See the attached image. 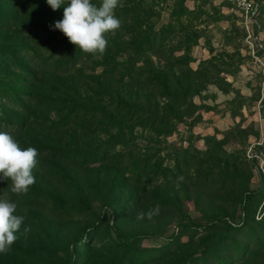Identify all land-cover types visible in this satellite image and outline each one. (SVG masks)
I'll return each mask as SVG.
<instances>
[{
    "label": "rangeland",
    "instance_id": "374dc122",
    "mask_svg": "<svg viewBox=\"0 0 264 264\" xmlns=\"http://www.w3.org/2000/svg\"><path fill=\"white\" fill-rule=\"evenodd\" d=\"M67 2L0 0V129L39 153L27 194L0 179L25 217L0 263L264 264V5L249 48L223 0H120L100 56L54 28Z\"/></svg>",
    "mask_w": 264,
    "mask_h": 264
},
{
    "label": "clouds",
    "instance_id": "9594fccd",
    "mask_svg": "<svg viewBox=\"0 0 264 264\" xmlns=\"http://www.w3.org/2000/svg\"><path fill=\"white\" fill-rule=\"evenodd\" d=\"M65 0H47L56 11ZM122 7L120 0H100L99 6L92 0H68L64 7L63 18L55 22L54 28L67 37L68 41L85 54L100 55L106 51L108 33H115L121 22L114 15V9ZM37 149H22L15 138L7 132H0V179L11 181V192L27 194L35 183L33 169L38 165ZM178 179H182L178 178ZM17 205L0 199V253H7L17 240L16 233L24 223L25 217L16 215ZM158 207L147 214L138 212L136 218H151L158 214ZM31 229L26 227L25 233Z\"/></svg>",
    "mask_w": 264,
    "mask_h": 264
},
{
    "label": "trees",
    "instance_id": "16d2710c",
    "mask_svg": "<svg viewBox=\"0 0 264 264\" xmlns=\"http://www.w3.org/2000/svg\"><path fill=\"white\" fill-rule=\"evenodd\" d=\"M0 26H1L0 27L1 30H3V31L6 30V27H4L3 25H0ZM8 29H10V27ZM25 49L26 50H31V48H29L28 45L26 46ZM6 53L13 54L12 51L10 49H8V48H5V47L4 48H0V54L3 55V54H6ZM29 60L34 62V58H32V57H29ZM15 62L17 63L16 67H15L16 70H20L21 71L22 67L20 66V62H25L26 64H28L27 62H29V61H28V57H27V60H26V59H24L21 56L20 59H17ZM28 75L29 74H27V75H25L23 77H22V75H19V77L21 79H23V80H20V78H18V80L13 85V87H14L13 90L15 92V97L12 98L10 95H7L6 98H5L6 99L5 102L13 104V108L14 107L15 108H20L21 110L26 108L25 102L23 100V97L28 99L29 97H31V95H30V91L29 90H27V92L24 91V90L27 89L29 84L32 82V80H34L33 76H30V75L28 76ZM21 84H24V85L19 88V90H21V91H18V86L21 85ZM63 99H64L65 103L68 104V105H70V104L73 105L74 104L73 100H72V98L70 96L69 97L68 96H64ZM30 104H31V102H30ZM68 116H69V110H67V114L64 115L63 119H60V120L52 123L53 124V130L54 131L61 130L66 125V122H67L66 118H68ZM23 130H24V128L21 127L20 125L19 126H4V127H2L0 129V132H7V133H9L12 136H16V135L18 136L19 134H21V132H23ZM251 195L252 194H247L245 197L249 198V197H251ZM231 228H235V227H233V226H231L229 224H225L224 229H225L226 234H227V231L230 230ZM226 234L224 236H226ZM0 264H4V263H0ZM219 264H222V261H220Z\"/></svg>",
    "mask_w": 264,
    "mask_h": 264
},
{
    "label": "built area",
    "instance_id": "2783aa9c",
    "mask_svg": "<svg viewBox=\"0 0 264 264\" xmlns=\"http://www.w3.org/2000/svg\"><path fill=\"white\" fill-rule=\"evenodd\" d=\"M236 13L239 24L245 33L249 48L256 47L259 42V23L264 0H223ZM260 47V45L258 44Z\"/></svg>",
    "mask_w": 264,
    "mask_h": 264
}]
</instances>
